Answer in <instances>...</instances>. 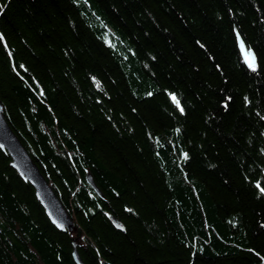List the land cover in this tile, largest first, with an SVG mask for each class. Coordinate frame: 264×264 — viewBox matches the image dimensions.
Returning <instances> with one entry per match:
<instances>
[{
    "label": "trees",
    "instance_id": "16d2710c",
    "mask_svg": "<svg viewBox=\"0 0 264 264\" xmlns=\"http://www.w3.org/2000/svg\"><path fill=\"white\" fill-rule=\"evenodd\" d=\"M0 102V264H264V0H0Z\"/></svg>",
    "mask_w": 264,
    "mask_h": 264
},
{
    "label": "water",
    "instance_id": "95a60500",
    "mask_svg": "<svg viewBox=\"0 0 264 264\" xmlns=\"http://www.w3.org/2000/svg\"><path fill=\"white\" fill-rule=\"evenodd\" d=\"M236 44L245 66L249 67L246 60V53L251 52L247 49L240 37L236 36ZM243 45V47H241ZM254 55V54H253ZM255 57V56H254ZM0 149L9 155V164L17 172V174L25 181H28L33 188L34 196L48 221L59 231L71 232L74 228V223L68 212L60 202L54 190L48 184L45 177L40 172L39 168L32 160L31 156L22 145L18 137L14 134L6 119L2 114V104L0 102ZM87 181L100 194L99 189L94 185L90 174L86 175ZM107 219L111 226L119 231H123V225L113 216L108 215ZM71 259L74 264H82V261L76 251L74 243L71 246Z\"/></svg>",
    "mask_w": 264,
    "mask_h": 264
},
{
    "label": "snow or ice",
    "instance_id": "6c2138e0",
    "mask_svg": "<svg viewBox=\"0 0 264 264\" xmlns=\"http://www.w3.org/2000/svg\"><path fill=\"white\" fill-rule=\"evenodd\" d=\"M241 47H243V45H241ZM246 60H247L249 67L254 70L256 67L255 57L253 54H251V52L246 53ZM173 100H175V97H173ZM262 191H264V189H262Z\"/></svg>",
    "mask_w": 264,
    "mask_h": 264
},
{
    "label": "bare ground",
    "instance_id": "6f19581e",
    "mask_svg": "<svg viewBox=\"0 0 264 264\" xmlns=\"http://www.w3.org/2000/svg\"><path fill=\"white\" fill-rule=\"evenodd\" d=\"M244 42V41H243ZM254 52V51H253ZM256 62H258V61H256ZM49 184V183H48ZM50 185V184H49ZM51 186V185H50ZM52 188V187H51ZM53 189V188H52Z\"/></svg>",
    "mask_w": 264,
    "mask_h": 264
}]
</instances>
